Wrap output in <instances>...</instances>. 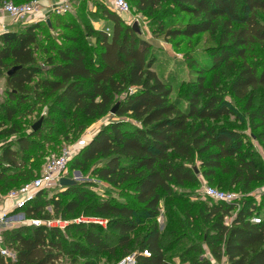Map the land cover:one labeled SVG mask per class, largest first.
Here are the masks:
<instances>
[{"label": "trees", "instance_id": "1", "mask_svg": "<svg viewBox=\"0 0 264 264\" xmlns=\"http://www.w3.org/2000/svg\"><path fill=\"white\" fill-rule=\"evenodd\" d=\"M4 1L0 0V7ZM164 3L170 4L173 12L191 17L189 22L167 29V37L191 40L208 34L216 44L208 51L206 62L192 53L185 55L188 66L199 74L187 86L185 101L173 100L170 85L153 71L156 56L150 43L109 8L104 9V16L113 24L112 35L100 33L97 59H88L73 43L56 50L57 58L48 61L47 76L36 57L41 21L0 35V75L5 76V93L11 101L28 103L31 92L41 89L59 93L61 102L73 105L88 121L111 117L69 168L89 171L91 177L113 188H130L138 205L95 201L93 211L107 219L113 234L93 222L72 223L65 231L30 224L15 226L2 236L3 247L15 253L16 261L0 254V264H57L67 255L85 259L107 255L117 263L137 249L151 253L148 258L140 256L137 264H176L175 259L181 264H215L224 259L227 264H264V195L261 203L249 198L244 203L214 202L204 207L202 218L210 229L203 236V246L194 249L198 254L194 258L181 255L170 259L157 222L163 196L176 198L178 189L199 184L200 175L210 183L217 179L220 190L227 182L246 194L264 184V161L254 144L257 141L264 151V0H137L136 8L153 17ZM259 55L263 61L249 60ZM234 60L242 63L229 83L222 85L217 74L207 79L209 72L221 65L231 66ZM208 64L212 69H206ZM15 67L21 69L8 76ZM41 75L43 78L29 87ZM231 100L245 103L252 134L241 122L235 123L241 117L237 119ZM116 105L117 113L111 115ZM14 116V112L7 113L9 121ZM230 118L236 119L233 124ZM17 143L19 149L29 148L23 138ZM14 147L8 143L0 148V181L4 185L28 175ZM79 187H61L63 191L48 200L44 199L48 191H41L13 214L23 213L27 220H49L53 218L47 211L51 206L55 214L62 213L55 218L67 221V214L89 201L85 189ZM68 196L75 199L63 208L61 200ZM141 216L154 224L145 240L137 244ZM254 217L261 218V223H253ZM192 228L199 231L195 225ZM67 231L78 233L80 241L69 243ZM84 264L98 263L89 260Z\"/></svg>", "mask_w": 264, "mask_h": 264}, {"label": "rangeland", "instance_id": "2", "mask_svg": "<svg viewBox=\"0 0 264 264\" xmlns=\"http://www.w3.org/2000/svg\"><path fill=\"white\" fill-rule=\"evenodd\" d=\"M32 0H5L3 2L28 3ZM132 6L131 22L126 23L131 27L138 26V33L142 39L150 43L153 53L156 56V63L153 71L158 75L160 80L170 85L172 88V99H187V86L195 82L198 70L190 68L186 63L185 55L192 53L197 60L206 62L208 60V51L215 47V43L208 34L196 36L191 40H183L182 38L170 39L166 36V30L187 23L190 16L173 12L170 4H162L156 15L148 16L146 13L138 12L136 8L137 0H129ZM3 6V5H2ZM108 7L101 0H73L70 9L62 15L51 14L46 20H42V28L39 30L38 46L36 48L37 64L45 72L49 68L48 61L50 58L56 59V50L64 49L73 43L79 45L85 52L88 59H97L99 49V35L101 32L110 33L112 35V26L104 16V9ZM38 23V21L30 20L15 24L12 30L20 31L27 25ZM249 60L263 61V57L257 56L249 58ZM59 62V60H57ZM241 60H234L231 66L221 65L218 70L211 71L207 74L210 81L214 74H217L221 80V84H227L234 78L241 67ZM212 65L208 64L206 69H212ZM44 75V77H45ZM43 75L38 76L29 87H34ZM5 76L0 75V148L8 143L14 144V148L18 151L20 162L25 163L24 169L28 171V175L16 179L8 185H4L0 181V211L8 210L5 206L9 193L15 192L30 184L35 179L41 177L44 172V166L47 160L52 156L61 155L62 152L71 148L79 153L85 144L109 123L110 116L96 121H88L67 102L59 100V93L51 94L47 90H39L36 94L31 92L28 103L17 104L11 101L5 93ZM238 112V118L241 121H235L236 124L241 122L242 128L247 130L248 134H252L250 130V122L248 113L244 109L245 103L231 100ZM14 112L15 116L10 121L7 113ZM118 120V119H113ZM124 120V119H121ZM235 118H230L233 124ZM41 123L40 129L34 131L33 127ZM2 125V126H1ZM220 125V124H218ZM13 132V134H11ZM258 133V131H256ZM23 138L29 148L19 149L17 141ZM257 149L261 146L255 141ZM260 156L264 161V155ZM77 171H71L69 168L66 174L68 179L75 180L76 183L83 187L86 191L89 201L72 214H67L64 218L67 221H91L100 224L104 231L113 234V230L108 226L106 218L99 217L93 211V204L101 201H116L136 206L133 199L132 190L130 188H113L106 182L91 177L89 171L87 173L77 174ZM15 177V176H14ZM227 181V179H225ZM217 181V179H216ZM210 183L202 175H200L199 184H187L185 187L178 189V196L174 199H168L163 196L161 204V214L157 222L162 233V246L168 251V257L174 259L184 255V258H194L198 254L194 250L203 246V236L210 229L202 218L204 207L212 205V202L203 194L202 185L218 187L217 182ZM60 189V190H59ZM221 189L225 192H231L239 195L236 203H244L247 199L252 198L261 203L264 195V184L256 186L250 194L243 193L239 188H233L225 183ZM63 191L61 188H55L48 191L49 197ZM74 196L62 198V207L64 208ZM2 207V208H1ZM138 207V205L136 206ZM47 211L53 218L62 216V213L55 214L53 208L49 206ZM262 217L264 218V208L262 209ZM233 212V214H235ZM21 214V213H19ZM1 215V212H0ZM13 217L18 216L12 214ZM229 222L230 219H227ZM140 227L135 236V242L141 244L154 224L153 220H149L147 216L139 217ZM86 224V223H76ZM195 225L199 231L192 228ZM19 226V225H18ZM15 227V226H14ZM14 227L7 225L1 226L2 232ZM68 242L80 241V235L73 231L65 232ZM175 233V235H172ZM140 252L134 251L133 253ZM204 252H207L204 249ZM211 258V256H209ZM95 261L98 264H115V260L110 259L107 255L97 257L81 258L78 255L62 256L57 264H84L87 261ZM176 264H181L178 259ZM215 264H227L226 259Z\"/></svg>", "mask_w": 264, "mask_h": 264}, {"label": "built area", "instance_id": "3", "mask_svg": "<svg viewBox=\"0 0 264 264\" xmlns=\"http://www.w3.org/2000/svg\"><path fill=\"white\" fill-rule=\"evenodd\" d=\"M73 0H61L57 3L50 5V15H62L70 9ZM112 12L117 14L125 23H130L132 16V7L128 0H101ZM43 5L41 0H32L25 4H14L13 2H6L1 7V11L7 14L10 19L18 24L25 21H42L47 19V14H42ZM8 27L5 22L0 19V35L8 33ZM110 36V33H107ZM88 144V143H87ZM85 144V146L87 145ZM84 146V147H85ZM71 148L65 149L61 155L50 157L44 166V172L41 177L35 179L30 184L25 185L18 191H13L7 196V201L11 204V208L5 211H0V254L10 260L16 261L15 253L9 248L3 247V236L1 226H20L23 224H30L36 227L46 226L49 228H57L61 231H65L66 228L72 223H92L91 221H65L60 218H52L49 220H27L23 213L17 214L13 217L12 214L15 210L24 208L28 202L36 198L39 192L44 190H51L60 186V181L63 178H67L66 174L69 171V165L73 158L77 155ZM203 194L211 201L216 203H236L240 198L238 194L234 192H225L216 187L209 186L207 184L202 185ZM15 215V214H14ZM231 221V219H230ZM252 222L255 224L261 223V218L254 217ZM95 223V222H94ZM140 256L151 257V253L147 250L139 253H132L115 264H137Z\"/></svg>", "mask_w": 264, "mask_h": 264}, {"label": "crops", "instance_id": "4", "mask_svg": "<svg viewBox=\"0 0 264 264\" xmlns=\"http://www.w3.org/2000/svg\"><path fill=\"white\" fill-rule=\"evenodd\" d=\"M61 0H41L42 2V5H43V10H42V14H47V15H50V9L48 8L50 5L54 4V3H57ZM2 7V6H1ZM1 7H0V19L5 22L6 26L8 27V30L9 31H12V27H15L17 25H15L16 23H14L10 17L3 13V11H1ZM110 23V22H109ZM111 26H113L112 23H110ZM14 30V29H13ZM259 152H261V154L264 155V151L262 150V148L260 147L259 149ZM6 208L7 209H10L11 208V204L6 200V204H5ZM2 208V207H1Z\"/></svg>", "mask_w": 264, "mask_h": 264}, {"label": "water", "instance_id": "5", "mask_svg": "<svg viewBox=\"0 0 264 264\" xmlns=\"http://www.w3.org/2000/svg\"><path fill=\"white\" fill-rule=\"evenodd\" d=\"M135 31H138V26L136 25V27H134ZM21 67H15L13 68L9 73H8V76H11L13 75L15 72H17L18 70H20ZM118 106L119 105H116L112 110H111V115H116L117 113V109H118ZM40 125L41 123H38L36 124L33 129L34 131H37L39 128H40ZM198 172V170H196ZM77 174H80L79 171L76 172ZM77 183L75 180H71V179H68V178H63L61 179L60 181V186L61 187H70V186H75Z\"/></svg>", "mask_w": 264, "mask_h": 264}]
</instances>
